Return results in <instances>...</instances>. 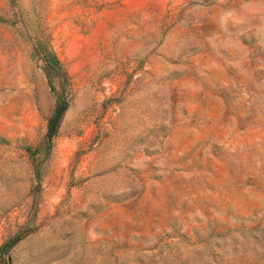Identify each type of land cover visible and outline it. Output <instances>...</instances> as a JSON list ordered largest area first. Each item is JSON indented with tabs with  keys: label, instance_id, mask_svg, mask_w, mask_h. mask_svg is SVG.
Segmentation results:
<instances>
[{
	"label": "rangeland",
	"instance_id": "374dc122",
	"mask_svg": "<svg viewBox=\"0 0 264 264\" xmlns=\"http://www.w3.org/2000/svg\"><path fill=\"white\" fill-rule=\"evenodd\" d=\"M0 264H264V0H0Z\"/></svg>",
	"mask_w": 264,
	"mask_h": 264
},
{
	"label": "water",
	"instance_id": "95a60500",
	"mask_svg": "<svg viewBox=\"0 0 264 264\" xmlns=\"http://www.w3.org/2000/svg\"><path fill=\"white\" fill-rule=\"evenodd\" d=\"M61 115H62V110L57 111V113H56V115H55V117L53 119V122L51 124V128H50L49 134H48V136L50 138L53 136V134H54V132H55V130L57 128V125H58V122H59V120L61 118Z\"/></svg>",
	"mask_w": 264,
	"mask_h": 264
},
{
	"label": "trees",
	"instance_id": "16d2710c",
	"mask_svg": "<svg viewBox=\"0 0 264 264\" xmlns=\"http://www.w3.org/2000/svg\"><path fill=\"white\" fill-rule=\"evenodd\" d=\"M53 60H54V62L56 63V64H59V60L55 57V58H53Z\"/></svg>",
	"mask_w": 264,
	"mask_h": 264
},
{
	"label": "clouds",
	"instance_id": "9594fccd",
	"mask_svg": "<svg viewBox=\"0 0 264 264\" xmlns=\"http://www.w3.org/2000/svg\"><path fill=\"white\" fill-rule=\"evenodd\" d=\"M226 15H230V14H226Z\"/></svg>",
	"mask_w": 264,
	"mask_h": 264
}]
</instances>
